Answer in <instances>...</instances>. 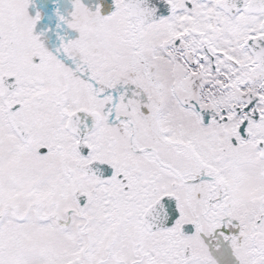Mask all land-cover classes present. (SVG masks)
<instances>
[{
  "label": "snow or ice",
  "instance_id": "1",
  "mask_svg": "<svg viewBox=\"0 0 264 264\" xmlns=\"http://www.w3.org/2000/svg\"><path fill=\"white\" fill-rule=\"evenodd\" d=\"M0 264H264V0H0Z\"/></svg>",
  "mask_w": 264,
  "mask_h": 264
}]
</instances>
